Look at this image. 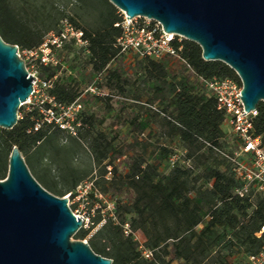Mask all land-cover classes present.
Wrapping results in <instances>:
<instances>
[{
	"label": "trees",
	"instance_id": "1",
	"mask_svg": "<svg viewBox=\"0 0 264 264\" xmlns=\"http://www.w3.org/2000/svg\"><path fill=\"white\" fill-rule=\"evenodd\" d=\"M64 1L0 0V36L20 50H34L49 32L58 30L62 20L71 21L88 41L81 48L87 56L84 69L89 68L83 79L88 86L111 92L90 96L107 103L117 96L122 99L125 106L118 121L130 128L133 140L117 145L116 138L96 131L93 118L84 112L78 138L50 125L34 131L38 111L20 109L24 114L13 130L0 128V180L7 178L8 160L17 146L41 186L57 197L72 193L74 198L93 172L73 163L78 150L86 146L99 168V175L91 179L94 190L115 203L117 221L105 216L106 223L93 237L107 249L104 257L113 264H234L229 258L236 252L246 253L248 264V256L264 245V239L256 237L264 226V193L251 192L243 198L237 194L240 182L228 156H233L238 143L234 137L229 142L223 129L226 114L202 84V79L214 77L238 79L236 73L222 62L205 61L201 48L185 40L182 57L187 65L173 69L170 58L135 57L128 76L121 68H111L119 58L126 59L117 47L123 29L115 26L123 21V14L108 0H96L91 5L92 20L86 21L77 8L78 21L67 3L82 0ZM75 49L69 45L64 51ZM62 67H39L38 73L41 79L53 81L50 93L58 102L71 104L81 97L79 83L73 76H60ZM99 77L103 78L96 81ZM153 127L164 144L145 138ZM254 130L264 141V103L258 106ZM64 136L67 144L61 143ZM182 152L181 161L171 167L170 158ZM123 157L125 173L114 164ZM54 169L57 175L52 174ZM103 216L102 209H96L94 225ZM91 229H81L77 239L85 240ZM138 232L145 237L151 259L140 250Z\"/></svg>",
	"mask_w": 264,
	"mask_h": 264
},
{
	"label": "water",
	"instance_id": "2",
	"mask_svg": "<svg viewBox=\"0 0 264 264\" xmlns=\"http://www.w3.org/2000/svg\"><path fill=\"white\" fill-rule=\"evenodd\" d=\"M128 19L147 18L197 44L207 62H222L241 80L248 113L264 103V0H108ZM19 47L0 36V128L13 130L33 92ZM245 115V114H244ZM243 116V115H241ZM67 198L47 191L20 149L0 180V264H113L73 237L84 222Z\"/></svg>",
	"mask_w": 264,
	"mask_h": 264
},
{
	"label": "built area",
	"instance_id": "3",
	"mask_svg": "<svg viewBox=\"0 0 264 264\" xmlns=\"http://www.w3.org/2000/svg\"><path fill=\"white\" fill-rule=\"evenodd\" d=\"M115 26L123 29L122 36L117 40V47L120 49V54L124 55L130 62L135 57L155 60L170 58L187 65L186 60L182 57L186 39L180 35L164 32L158 22L140 17L130 19L128 22L126 14L123 13V21ZM69 45L74 48H86L88 41L85 40L81 30L68 19H64L60 22L58 30L49 32L38 48L24 51L26 59L32 63L30 68L27 65L26 68L36 81H33L31 96L23 105L28 106L27 111L29 112L38 111L34 131L40 130L44 125H50L69 137L78 138L79 131L83 128L82 103L79 99L71 104L58 102L50 93L53 81L41 79L38 73L39 67H59L61 65L60 55ZM19 56L23 59L20 49ZM202 84L207 92L215 98L218 110L226 114L225 124L229 126L230 134L238 143V149L233 156H228L233 165L234 176L240 182L237 194L243 198L251 192L254 194L264 193V141L262 137L255 134L254 130V119L258 115V109L249 113L245 111V106L240 98L242 97L243 85L239 78L219 79L214 77L202 79ZM85 93L97 97L108 95L105 90L98 88L95 84L89 86ZM18 117L21 116L18 115ZM183 154L184 152L170 158L171 167L181 161ZM93 189L94 185L91 181L87 185V190L78 192V199L87 198L89 196L88 190L92 193ZM93 193L98 200L95 209L101 208L100 203L107 204V208L113 210L110 216L114 221H117L114 215V203H109L107 197L97 190ZM73 213L76 217L84 219L81 218L84 222L82 229L93 227L92 230L98 231L106 223L105 216L99 224L94 225L89 216ZM125 233L126 235L131 233L129 225H125ZM92 235L94 233L90 236ZM256 237L264 239V226L261 227ZM84 242L88 243V240L85 239ZM139 243L143 256L146 259H151L152 252L144 247V242L139 241ZM248 264H264V245L258 253L248 256Z\"/></svg>",
	"mask_w": 264,
	"mask_h": 264
},
{
	"label": "rangeland",
	"instance_id": "4",
	"mask_svg": "<svg viewBox=\"0 0 264 264\" xmlns=\"http://www.w3.org/2000/svg\"><path fill=\"white\" fill-rule=\"evenodd\" d=\"M66 1L62 0V3ZM81 1H74L73 6L71 4H68L67 10L70 14H72L78 21L79 19L75 15V11L78 8L80 13L83 15L86 21L92 20L91 17L95 16V13L92 11L91 5L96 3V0H82ZM75 8V9H74ZM121 12V11H120ZM122 13V12H121ZM123 14V13H122ZM139 21V20H138ZM81 22V21H80ZM25 50H20L21 55L23 59L26 61V65L30 68L32 65L31 61L26 59V55L24 54ZM86 54L81 50V48H76L75 50H70L68 52L62 53L60 55V60H61V65H63L62 69L59 70V75L60 76H73L76 78V80L79 83V91L80 93V102L83 105V112L85 116H89L93 118L94 120V127L95 130L101 133H105L106 136H108L109 139L116 138L115 143L117 145H126L132 142L133 140V135L129 132L130 128L128 126H122L119 121H118V116L120 115V111L125 104L122 103V99L120 97H115L113 98L109 103H107L104 100H98L95 97H91L89 93H85V91L89 88L87 85L86 80L83 79V75L89 74V68L87 70L84 69V62L86 59ZM170 65L172 66L173 69H176L180 67L181 63L175 60H172ZM118 67L124 70L125 73H127L128 76H130L133 73V65H131V62L129 60H124L122 58H119L116 60L111 68ZM85 72V73H83ZM103 77H99L97 80H101ZM108 95L111 93L108 89L103 88ZM106 95V96H108ZM110 106V109L108 108ZM21 109L24 110V112H27L28 106L23 105ZM24 112L19 111V116H23ZM130 110L128 109L126 113H129ZM224 131L228 134L227 138L229 142H232L233 136L230 134V128L227 124L224 125L223 127ZM158 131L155 127L148 129L145 132V138H150L152 142H158L160 144H164V142L159 139L158 137ZM143 138V139H145ZM68 140L65 138V136L62 138L61 143L62 144H67ZM87 145V144H85ZM88 146V145H87ZM131 153L128 154L130 156ZM126 162L127 159L126 157L121 158L120 160L115 161V166L118 167L119 172H126ZM74 166H76L80 170L84 171H89L93 170V172L88 176L87 180L83 182L75 191V197L72 198V193L67 194L66 196L62 198H67L69 200V206L71 210L77 214L80 215H86L89 216L91 221L94 222V218L96 216V200L94 197H91V191L88 190L89 196L84 199H78V192H84L87 190V185L91 182L92 178H95L99 175V168L96 167L94 163L93 157L90 155L88 150L86 149V146L81 147L78 150V153L75 156L74 160ZM9 164V160H8ZM111 170V169H109ZM162 170L165 171V164L162 165ZM32 172V171H31ZM53 175H57V171L55 169L52 171ZM108 177H111L109 174ZM37 179V178H35ZM95 190L93 189L92 193ZM94 196V195H93ZM61 198V197H60ZM108 202L114 203V201L110 198L107 197ZM76 205V207H74ZM115 205V203H114ZM101 206V209L103 211L104 216L111 215L113 210L107 208V204L101 203L99 204ZM106 206V208L104 207ZM93 210H95V213H93ZM91 227V225H90ZM93 228V227H92ZM89 229V228H88ZM97 231H94L91 229L90 233L88 236H90L92 233L94 235L96 234ZM94 235L86 237V240H88V244L90 245L91 249L93 252L99 256L104 257L107 253V249H102L98 244H96L94 240ZM135 237L137 238L138 241L144 242L145 237L141 232H138L135 234ZM73 241H83L84 240H79L77 239V236L75 235L73 237ZM225 253L228 254V251H225ZM230 261L233 262L234 264H246L247 262V254L243 252H236L232 256H230Z\"/></svg>",
	"mask_w": 264,
	"mask_h": 264
}]
</instances>
